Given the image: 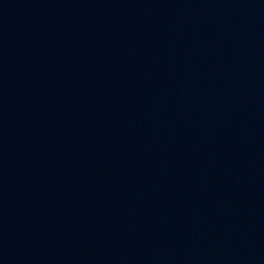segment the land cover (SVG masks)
<instances>
[{
  "label": "water",
  "instance_id": "95a60500",
  "mask_svg": "<svg viewBox=\"0 0 264 264\" xmlns=\"http://www.w3.org/2000/svg\"><path fill=\"white\" fill-rule=\"evenodd\" d=\"M0 264H264V0H0Z\"/></svg>",
  "mask_w": 264,
  "mask_h": 264
}]
</instances>
